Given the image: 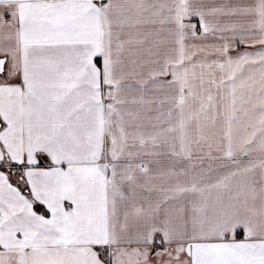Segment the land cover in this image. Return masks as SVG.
<instances>
[{
  "label": "snow or ice",
  "instance_id": "obj_1",
  "mask_svg": "<svg viewBox=\"0 0 264 264\" xmlns=\"http://www.w3.org/2000/svg\"><path fill=\"white\" fill-rule=\"evenodd\" d=\"M0 264H264V0H0Z\"/></svg>",
  "mask_w": 264,
  "mask_h": 264
}]
</instances>
